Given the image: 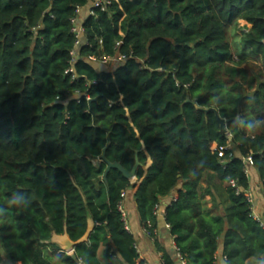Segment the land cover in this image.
Listing matches in <instances>:
<instances>
[{
    "label": "trees",
    "instance_id": "trees-1",
    "mask_svg": "<svg viewBox=\"0 0 264 264\" xmlns=\"http://www.w3.org/2000/svg\"><path fill=\"white\" fill-rule=\"evenodd\" d=\"M89 2L0 0V263L144 264L118 208L137 184L106 174L107 161L132 170L138 159L134 197L149 235L156 205L176 191L165 220L186 264L219 254L264 264V226L247 200L253 170L264 197V0L84 9L86 43L67 72L71 19ZM117 54L127 59L97 65ZM200 107L239 120L222 133ZM90 219L89 241L60 252L53 234L77 241ZM163 261L177 264L167 251Z\"/></svg>",
    "mask_w": 264,
    "mask_h": 264
},
{
    "label": "crops",
    "instance_id": "crops-1",
    "mask_svg": "<svg viewBox=\"0 0 264 264\" xmlns=\"http://www.w3.org/2000/svg\"><path fill=\"white\" fill-rule=\"evenodd\" d=\"M152 160L148 156L147 165L145 170L149 168ZM134 184H137L133 189L129 190V193L124 201V207L127 213V223L130 227V232L134 234L136 243L139 248V262H144V264H164L163 253L167 251L172 254L176 259L177 264H181L177 257L175 241L170 233V227L165 220L166 207L170 201L176 196V191L170 194L168 197L161 200V206L157 214L158 227L156 235L151 236L145 230L141 219L139 217L136 203H135V193L138 188L139 181L137 178L132 179ZM252 194L255 197V212L264 223V197L262 193V187L259 179L258 173L253 170L251 176ZM158 242V244H157ZM120 260L116 257L112 261V264H120ZM0 264H12L9 260L4 259ZM247 264H251L250 261Z\"/></svg>",
    "mask_w": 264,
    "mask_h": 264
},
{
    "label": "built area",
    "instance_id": "built-area-1",
    "mask_svg": "<svg viewBox=\"0 0 264 264\" xmlns=\"http://www.w3.org/2000/svg\"><path fill=\"white\" fill-rule=\"evenodd\" d=\"M112 1L113 0H90L89 4L86 7L77 9L75 15L71 19L72 32L76 36V41H75V47H74V49H73V51L71 53L72 54V59H71L70 63H71L72 66L68 69L67 72H74L73 65H74L75 61L78 59L79 49H80V47L83 44L86 43L85 35H84V19H83L84 9L86 10L87 14L93 15L95 13V9H100L101 11H107L109 6L111 5ZM90 59H93L94 61L96 60V58H94V57H90ZM126 59H127L126 55L117 54L115 56H106V55H104V56H102L99 59V61L102 62L103 64H115V63H121V62L125 61ZM212 148H213V150L221 151V153L223 154L224 150L227 149L228 147L218 146L215 143V144H213ZM245 161L248 163V167L246 168L245 171H246L247 175H250L251 174L250 173V165H251V162H252V156L246 157ZM230 183L233 186H237L236 180H231ZM131 189H133V188H131ZM238 191H239V189H238ZM127 195H128V192H126V191H123L122 194H121L123 199H125L127 197ZM247 200H248V203H249V208H250V211H251V215L257 221H259L261 223V225L264 226L263 220L255 212L256 203H255V197L252 194V191L248 193ZM160 206H161V204L156 205V207H155L156 214H158ZM118 208H119V211L122 213L123 219L125 221L126 229L128 231H130V227H129L128 223H127V213H126L123 201L119 204ZM156 231H157V229H155L154 234H156ZM135 248L139 252V248H138L137 243L135 244ZM175 248H176L177 257L180 260L181 264H186V261L182 258V256L178 252V249H177L176 245H175ZM59 251L62 252L61 249ZM66 253L72 254L73 252H66ZM79 264H84V263L82 261H80ZM214 264H229V263L227 262V258H226L225 255L219 254V255H217L215 257Z\"/></svg>",
    "mask_w": 264,
    "mask_h": 264
},
{
    "label": "water",
    "instance_id": "water-1",
    "mask_svg": "<svg viewBox=\"0 0 264 264\" xmlns=\"http://www.w3.org/2000/svg\"><path fill=\"white\" fill-rule=\"evenodd\" d=\"M188 102H191V99L187 100ZM200 109L204 110L205 112H214L216 114L217 119L220 122V126H221V132L222 133H227L228 132V124L230 122H232L233 120H239V117L236 118H223L220 116L218 109L216 108H202L200 107ZM103 159H106L105 155H103L102 157ZM108 163V168L106 171V174L111 170V169H118L120 170L123 175L126 178L129 179H134L136 178V173L138 168L141 166L140 161L137 159L136 163L134 165V167L132 168V170H127L125 169L120 163L118 162H111V161H107ZM95 228V223L93 220H89V224H88V228L86 233L83 235V237H81L79 240L74 241L73 239H71L68 231L66 230L64 234H57L54 233L52 236V242L55 243L56 245H58L60 247V249L62 250V252H74L75 248L81 244L87 243L89 241L90 235L93 232Z\"/></svg>",
    "mask_w": 264,
    "mask_h": 264
},
{
    "label": "rangeland",
    "instance_id": "rangeland-1",
    "mask_svg": "<svg viewBox=\"0 0 264 264\" xmlns=\"http://www.w3.org/2000/svg\"><path fill=\"white\" fill-rule=\"evenodd\" d=\"M245 24V21H240V26H243ZM99 67H103V63L101 62V64H97ZM112 66V65H111ZM110 66V67H111ZM113 67V66H112Z\"/></svg>",
    "mask_w": 264,
    "mask_h": 264
}]
</instances>
